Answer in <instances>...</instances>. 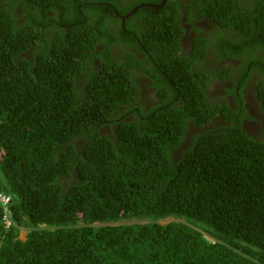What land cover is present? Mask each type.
I'll use <instances>...</instances> for the list:
<instances>
[{"label":"trees","instance_id":"16d2710c","mask_svg":"<svg viewBox=\"0 0 264 264\" xmlns=\"http://www.w3.org/2000/svg\"><path fill=\"white\" fill-rule=\"evenodd\" d=\"M185 1L0 0V264H264V124L208 93L264 76V0Z\"/></svg>","mask_w":264,"mask_h":264},{"label":"flooded vegetation","instance_id":"af4514ba","mask_svg":"<svg viewBox=\"0 0 264 264\" xmlns=\"http://www.w3.org/2000/svg\"><path fill=\"white\" fill-rule=\"evenodd\" d=\"M188 2V1H187ZM185 12V19H182V24L183 27L187 30L186 32V37L183 39V45L184 48H186L187 50L191 49L192 43L195 39H199L202 37H207V36H214L219 35L220 36H228L231 37L232 39H235L237 37V35L229 30V29H222L219 28L216 24L212 23V21L208 20L207 18H201L200 15H198V13L195 11L193 12V16L192 18H188V13L186 12V10H184ZM218 27V28H216ZM216 28V29H215ZM213 30H217L215 33L213 32ZM215 43V42H214ZM212 47H215V45L212 43ZM217 51V50H215ZM262 54V53H260ZM216 55V54H215ZM220 57V56H219ZM96 63H99L98 60H96ZM201 66L204 65V67H208V66H212V60H209L208 58L203 59V61L200 62ZM219 69L220 70L224 64L225 65H229L232 68H234L235 71H237L240 67V62L232 59V58H228L227 60H221L219 61ZM251 67V66H249ZM264 78L263 75H261L260 77L258 76L257 72H254L253 75L250 78V81L247 83V87L246 89L242 92L241 95H239L238 89L236 88L234 89H226L222 86V84L219 83V77L218 78H211L210 80V84L208 86V93L210 95V88L212 87V85H219V91H217L216 89L213 90L212 96L213 94H219V98L223 97V96H227L228 98H230L232 100V104L231 107L237 108L239 101L241 100V103H244V107L246 109V114L243 116L242 118V124L243 127L245 128V130H248L250 133H254V134H259L260 129L259 126H261V124H264V110L261 107V102L259 101L257 94H258V80ZM214 81H217L216 84H213ZM153 83L151 82V85ZM155 90L151 89V88H147L145 87V85L142 88V93L141 96L146 98L147 96L149 97H155ZM148 93H151L152 96ZM239 96H241V99L239 100ZM212 99V97H211ZM213 100V99H212ZM222 100L219 99L218 102H220ZM257 102V103H256ZM243 105V104H242ZM261 111V112H260ZM219 121V124L223 123V119L221 116L216 117L213 121ZM254 122V123H253ZM195 128V127H194ZM201 131L204 130L205 128H196L191 130L190 133V139L193 137L194 133H197V131ZM189 136V135H188Z\"/></svg>","mask_w":264,"mask_h":264},{"label":"rangeland","instance_id":"374dc122","mask_svg":"<svg viewBox=\"0 0 264 264\" xmlns=\"http://www.w3.org/2000/svg\"><path fill=\"white\" fill-rule=\"evenodd\" d=\"M255 59H258V58H255ZM137 72L139 73L140 71H137ZM213 78H217V76L216 75H213ZM140 81H141V84H142V88H143L144 85L147 88H151V80L149 79V77H147V76L146 77H142V75H140ZM216 82L217 81H214L213 84H216ZM219 83L222 84V86L224 88H226V89H231L232 87H234V80L232 78H230L228 80H220L219 79ZM214 89H216L217 91H219V85L218 86L212 85V87L210 88V97H212L213 101H219V99H220V100H223V101L225 100L226 102H229L230 104H232V100L230 98H228L226 95L223 96V97H221V98H219V94H213V96H212V93H213V90ZM148 94H150L152 96L151 93H148ZM218 124H219V121L217 120L215 122V125H218ZM260 127L261 126H259V129H260ZM188 138L190 139V136ZM171 221H174V220L173 219H169V220L163 221L161 223L162 224H166V223L171 222ZM143 223H147V222H145V221H139V220H129V221L123 222L122 224H143ZM27 232H28L27 229H21V231H20V239L21 240H25L26 235H27Z\"/></svg>","mask_w":264,"mask_h":264},{"label":"built area","instance_id":"2783aa9c","mask_svg":"<svg viewBox=\"0 0 264 264\" xmlns=\"http://www.w3.org/2000/svg\"><path fill=\"white\" fill-rule=\"evenodd\" d=\"M10 203V197L6 196L3 192L0 191V205L5 209V223L7 224V226H11L13 224L11 213L8 209Z\"/></svg>","mask_w":264,"mask_h":264},{"label":"water","instance_id":"95a60500","mask_svg":"<svg viewBox=\"0 0 264 264\" xmlns=\"http://www.w3.org/2000/svg\"><path fill=\"white\" fill-rule=\"evenodd\" d=\"M166 2H167V0H163V2H162V4L161 5H159V6H156V5H142V6H140L139 8H141V7H153V8H156V9H161V8H163L164 6H165V4H166ZM137 10H139V9H135L131 14H133L134 12H136ZM129 16H126V17H123V20H125L126 18H128Z\"/></svg>","mask_w":264,"mask_h":264},{"label":"clouds","instance_id":"9594fccd","mask_svg":"<svg viewBox=\"0 0 264 264\" xmlns=\"http://www.w3.org/2000/svg\"><path fill=\"white\" fill-rule=\"evenodd\" d=\"M187 1H188V0H187ZM187 1H185L184 4H186ZM227 80H228V79H227ZM236 88H237V86H236V81L234 80V87H233L232 89L235 90ZM209 96H210V95H209ZM1 207H2V206H1Z\"/></svg>","mask_w":264,"mask_h":264}]
</instances>
